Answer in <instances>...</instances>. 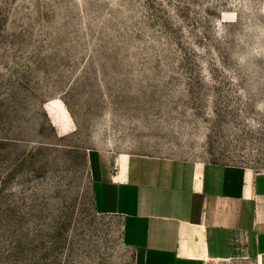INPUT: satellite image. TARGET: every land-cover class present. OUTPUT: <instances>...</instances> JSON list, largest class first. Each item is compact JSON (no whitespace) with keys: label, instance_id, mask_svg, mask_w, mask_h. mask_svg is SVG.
<instances>
[{"label":"rangeland","instance_id":"rangeland-1","mask_svg":"<svg viewBox=\"0 0 264 264\" xmlns=\"http://www.w3.org/2000/svg\"><path fill=\"white\" fill-rule=\"evenodd\" d=\"M97 153L264 171V0H0V264H136Z\"/></svg>","mask_w":264,"mask_h":264},{"label":"crops","instance_id":"crops-1","mask_svg":"<svg viewBox=\"0 0 264 264\" xmlns=\"http://www.w3.org/2000/svg\"><path fill=\"white\" fill-rule=\"evenodd\" d=\"M98 214L136 264H264V171L167 156L92 154Z\"/></svg>","mask_w":264,"mask_h":264}]
</instances>
